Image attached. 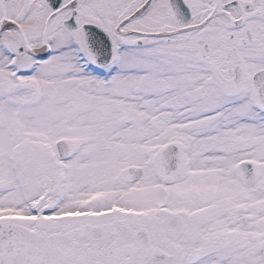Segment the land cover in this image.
I'll use <instances>...</instances> for the list:
<instances>
[{"label": "snow or ice", "instance_id": "6c2138e0", "mask_svg": "<svg viewBox=\"0 0 264 264\" xmlns=\"http://www.w3.org/2000/svg\"><path fill=\"white\" fill-rule=\"evenodd\" d=\"M0 264H264V0H0Z\"/></svg>", "mask_w": 264, "mask_h": 264}]
</instances>
